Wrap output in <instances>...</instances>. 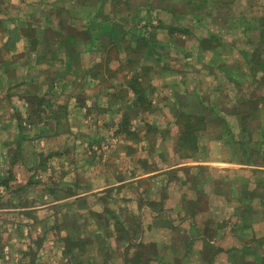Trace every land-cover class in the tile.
<instances>
[{
    "label": "crops",
    "instance_id": "0c3cea01",
    "mask_svg": "<svg viewBox=\"0 0 264 264\" xmlns=\"http://www.w3.org/2000/svg\"><path fill=\"white\" fill-rule=\"evenodd\" d=\"M120 1L127 11L123 23ZM107 33L110 45L125 44L113 60L133 52L140 58L124 85L103 89L96 75L106 70V55L87 56L86 49L76 51L74 45H92V53L101 52ZM263 46V0H0V215L4 224H14L0 239V264H6L4 254L13 256V264H264V220L250 219V213L261 212L252 202L259 198L256 187L264 186ZM158 49L177 52L179 65L156 67L149 59H162ZM247 58L253 60L248 69L230 68ZM80 64L87 66L85 73ZM146 71L176 93L178 86L190 87L187 93L196 95L199 108L216 110L226 128L213 139L228 144L236 156L213 163L252 170V183L242 180L236 190L213 169L211 190L204 189L210 178L181 179L179 185L165 178L166 170L182 163L130 178L117 175L116 153L91 146L103 142L97 129L105 124L116 126L113 142L118 134L130 143L139 139L129 128L122 131L124 113L111 120L124 103L142 110L133 103L129 80H141ZM171 75L180 78L174 85L164 80ZM78 76L79 83L90 80L93 92L77 89L79 84L71 87L75 81L68 78ZM201 76L215 78L213 84L205 82V96L198 92ZM117 89L132 102H118ZM220 105H229L235 118L246 113L244 122L259 125L249 131L240 126L236 139L227 127L231 116L221 114ZM188 137L195 147L185 159L193 160L202 136ZM130 147L125 146V157L140 160ZM201 155L208 158L207 151ZM197 162L199 172L214 167ZM148 178L164 181V190L176 184L175 190L164 194L153 188L146 201L118 196L135 191L134 184L140 189L135 192L142 193ZM6 234L13 242H7Z\"/></svg>",
    "mask_w": 264,
    "mask_h": 264
},
{
    "label": "rangeland",
    "instance_id": "374dc122",
    "mask_svg": "<svg viewBox=\"0 0 264 264\" xmlns=\"http://www.w3.org/2000/svg\"><path fill=\"white\" fill-rule=\"evenodd\" d=\"M65 0H61V2H64ZM140 0H133L134 4L138 3ZM119 3V2H118ZM264 4V0H263ZM120 6L118 8V13H119V21L122 20L126 21L127 19V11L126 7L124 6V1H120ZM257 34V32H255ZM110 34H105L103 35L101 39V44L102 45V51L97 52V53H92L93 49H90L92 45L86 44L85 46L80 45H74L75 50H83L84 55H95L98 54L100 55H106L105 56V62H103L104 68L106 69L105 71L103 70L102 73H97L96 78L98 79V85L101 86V88L106 89L109 85L114 86L115 84L117 86L119 85H124L126 79L129 77L131 74L130 72L132 71V65L137 64V60H139L140 55L137 52H133L129 54V57H125V55H122V58L119 62H116L115 60H118L119 58V52H122L125 44L123 43L122 45H110V41L108 37ZM252 36V35H251ZM79 38L82 39V37L78 36ZM257 37V35H256ZM91 39L89 36H87L85 39ZM86 39V40H87ZM103 42V43H102ZM98 45H96L97 47ZM248 46V47H252ZM115 47L118 48V52L115 50ZM172 48V47H170ZM130 50V49H129ZM159 51V56L162 57L160 61L154 62L156 59H149L150 62L155 63L156 67L159 68H166L170 69L171 67L176 68L179 65L178 61V53L175 51H167L158 49ZM262 51V52H261ZM259 55H260V60L261 62H264V46L262 47ZM135 54V55H134ZM166 56H170V60L167 61L164 58ZM115 59V60H113ZM129 61L127 62V60ZM136 59V60H135ZM104 61V60H103ZM114 61V62H113ZM131 61V62H130ZM131 64H130V63ZM231 62V61H230ZM235 63L232 64L230 63V68H241V69H248L253 63V60L251 58H247L243 62L239 63V66H237V62L234 61ZM92 64V61L90 62ZM90 64V66H91ZM164 64V65H163ZM198 64H202L201 61H199ZM197 64V65H198ZM214 64H220L218 61L214 62ZM83 71L82 73L86 72V67L84 64H80ZM130 65V67H129ZM112 66V68H111ZM211 67V66H210ZM215 66H213L214 68ZM92 68V66H91ZM123 71H122V70ZM216 69V68H215ZM117 71V75L114 74V71ZM141 72L140 70L138 73ZM81 75V74H80ZM79 75V76H80ZM69 77L68 82L70 81H75L74 84H70L73 89H76V85L78 88H90V92H93L92 87L90 85V80H82L80 83L77 82V79L80 77ZM83 77V76H82ZM92 79V78H90ZM207 79H210V81L213 84V81L215 78H207L204 76H201V79L204 84L200 87L201 90H197L199 93H201L203 96H205V88L207 83ZM165 82H167L168 85H174L176 81H179V77H175L174 75L171 76H166L164 79ZM190 79L188 78V81ZM141 88L144 87L146 88L147 91V96L148 99L146 100L144 110L140 111H135L131 109V106L128 105V108L125 109V106H123V110L120 111L118 109L117 113H113L112 115V120L111 121H118L120 118H122V114L125 112L126 118H129L128 124L126 120L124 122L127 124V128H129L131 131L134 132V136L137 134L139 139L135 140L134 143H130L126 139H124L123 135L118 134L116 138V141L113 142L112 139L114 138L111 134H114L115 132V127L116 126H110V125H102L97 129V132L99 134L103 135L101 136L103 142L99 141L97 143H93L94 149H103L107 148V150H113L116 153V158H117V175L120 176H125L126 178H130L131 176L135 177L138 174H143L147 171V169H159L167 166H175L180 163L186 164L184 167L177 168V169H169L166 170L165 173V178L170 179V180H176L178 182V185L180 184V180H184L187 182H192L196 179L202 180V178H210L209 184L204 183V189L205 190H211L213 187L212 181L214 182V173L213 170L217 171V176L218 178L220 177L221 180H229L234 183V186L236 187V190H238V186L241 185L242 180H246L250 183L254 180L253 177V171L249 169H243L241 166H238L237 164H232V165H221L213 162H219L222 161L223 159H228L231 160L232 158H235L236 155H234V152L232 148H227L230 147L228 144L225 146H222L220 143H218L216 140L213 138H216L217 136L221 134H225L224 128H226V125L223 124L222 120L219 118H216V110L214 109H201L199 108L197 102V99H195L196 95H190V93H187L189 88L182 86L176 87L178 89V93L173 91V88L165 86L162 84V78L155 76H152V74L148 71L145 72L144 77L141 79ZM184 89L186 92H184ZM102 90V89H101ZM88 91V92H89ZM117 101H128V103L132 102L133 97L130 99H127V94L125 91H118L117 89ZM180 92V93H179ZM187 93V94H186ZM219 98L221 99V94L219 93ZM219 99V100H220ZM205 101V100H204ZM148 106V107H147ZM229 106V105H228ZM226 106L225 108L223 105H220L218 110L225 115L231 116L230 118L232 119L229 124L227 123V127L229 128V132L231 134H234L236 139H239V134L240 132V126L246 127L247 131L251 129L252 127L258 126L259 121H253V122H244L243 120L248 118L246 113H243L242 118H235L234 115L230 111V107ZM251 107V106H250ZM196 110V111H195ZM252 108L250 111L252 112ZM194 115H197L195 117ZM195 118V122H191V117ZM234 120V121H233ZM238 120V121H237ZM224 127V128H223ZM146 135V139H141V136ZM193 133H198V135H201L202 137L200 138L199 145H200V153L198 152V156L195 155L193 157V160L190 159H185L186 156L191 155V149L192 147H195L193 145L192 140L188 137L189 134ZM142 134V135H141ZM181 134H187L186 135V140L180 141L179 137ZM236 134V135H235ZM106 136V138L104 137ZM255 136V135H254ZM255 144V143H253ZM131 146L130 148L135 149V153L138 156V161L132 162L129 158L125 157L124 149L125 146ZM137 148V149H136ZM106 151V149H105ZM207 151L208 153V158L206 159V156L204 157L202 154ZM108 152L103 153V158H107ZM184 157V158H182ZM189 157V156H188ZM260 156L256 157V161H260ZM197 161H208L214 167H211L209 171L208 169L203 168L202 172H199L198 169L194 166L197 165ZM258 164V163H257ZM218 168V169H216ZM133 169V171H132ZM213 169V170H212ZM218 170H221L219 172ZM133 174V175H132ZM159 175V174H158ZM157 175L154 177L156 178ZM47 178V175L42 174L41 180H45ZM144 179L143 182H146L145 185H143L142 193H136L140 192V189H137L138 186L134 184L135 191H128L127 192H121L118 194V196H124L125 198H129L127 196L133 197V199H136L137 197L143 198L142 200L146 201L147 199L149 200V197L151 198V192L150 190L160 188V191L163 192L164 194H171L172 190H175V186L171 185L169 188H166L164 190L163 184L165 183L164 181H158V179ZM173 178V179H172ZM216 178V180H220ZM159 180H164V179H159ZM135 183V182H134ZM237 185V186H236ZM253 186V184H251ZM148 188V189H147ZM147 189V190H146ZM255 192L259 194V198L256 197L255 200H253L252 205L253 208H258V210H261L260 213H250V219L255 220L254 222H258L259 219L264 220V186L260 187L257 186ZM106 193V192H104ZM236 194V193H235ZM261 201V204L259 203ZM88 202L90 203V206L94 204V201L92 199H88ZM130 205V203H129ZM92 207L95 208V205ZM67 209V208H66ZM72 209V208H71ZM70 209V210H71ZM129 210V209H128ZM257 210V211H258ZM256 211V212H257ZM73 214H76L78 212V206H75L72 209ZM5 214V213H2ZM5 218L1 217L0 215V236L3 238V234L9 233V229L14 228V224L11 222L4 224L3 222ZM7 220V219H6ZM7 222V221H6ZM258 228L262 229L261 224L256 226ZM264 230V229H263ZM6 239L7 242L11 241L13 242V238L7 237L6 234ZM41 244V242H40ZM8 254H4L1 259L4 260L6 264H13L14 263V258L11 256L10 258L7 257Z\"/></svg>",
    "mask_w": 264,
    "mask_h": 264
},
{
    "label": "trees",
    "instance_id": "16d2710c",
    "mask_svg": "<svg viewBox=\"0 0 264 264\" xmlns=\"http://www.w3.org/2000/svg\"><path fill=\"white\" fill-rule=\"evenodd\" d=\"M141 80L138 79V78H131L129 80V87L131 89H133V91L135 92V98L133 100V103L136 104L138 106L139 109H142L144 110V107L145 106V103H146V100L148 99V96H147V91H146V88L144 89V87L141 88ZM124 106H125V109L128 108L126 107L125 103H124ZM148 107V106H147ZM123 110V108H121ZM126 114L124 112V118H125ZM121 121V124H120V127L122 129V131H127V124L124 122V119ZM127 122V120H126Z\"/></svg>",
    "mask_w": 264,
    "mask_h": 264
}]
</instances>
